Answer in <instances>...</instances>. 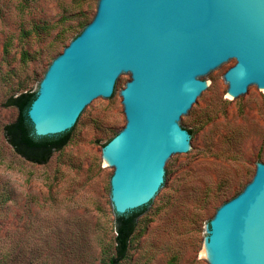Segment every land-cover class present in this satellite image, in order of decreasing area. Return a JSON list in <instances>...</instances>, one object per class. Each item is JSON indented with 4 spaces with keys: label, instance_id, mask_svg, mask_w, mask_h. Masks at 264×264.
Masks as SVG:
<instances>
[{
    "label": "rangeland",
    "instance_id": "374dc122",
    "mask_svg": "<svg viewBox=\"0 0 264 264\" xmlns=\"http://www.w3.org/2000/svg\"><path fill=\"white\" fill-rule=\"evenodd\" d=\"M97 2L0 0V264H109L114 255L113 168L102 148L126 123L120 91L129 79L45 163L26 160L4 134L18 114L8 98L36 91ZM209 83L184 121L197 153L171 165L167 192L137 218L119 264H208L201 253L208 222L264 164V90L239 102L223 75Z\"/></svg>",
    "mask_w": 264,
    "mask_h": 264
},
{
    "label": "water",
    "instance_id": "95a60500",
    "mask_svg": "<svg viewBox=\"0 0 264 264\" xmlns=\"http://www.w3.org/2000/svg\"><path fill=\"white\" fill-rule=\"evenodd\" d=\"M222 75L239 102L264 90V0H98L27 116L37 136L73 132L129 79L120 91L126 123L102 148L112 212L124 214L161 200L171 165L197 153L184 121ZM204 244L208 264H264V164L218 207Z\"/></svg>",
    "mask_w": 264,
    "mask_h": 264
},
{
    "label": "trees",
    "instance_id": "16d2710c",
    "mask_svg": "<svg viewBox=\"0 0 264 264\" xmlns=\"http://www.w3.org/2000/svg\"><path fill=\"white\" fill-rule=\"evenodd\" d=\"M35 96L36 91H26L8 98V105L14 106L18 114L14 121L4 125V134L14 150L26 160L33 163H45L53 151L65 146L73 127L59 134L35 135L27 116V109ZM149 205L124 214H114V255L110 258L109 264H119L126 257L131 237L136 229L137 218Z\"/></svg>",
    "mask_w": 264,
    "mask_h": 264
},
{
    "label": "bare ground",
    "instance_id": "6f19581e",
    "mask_svg": "<svg viewBox=\"0 0 264 264\" xmlns=\"http://www.w3.org/2000/svg\"><path fill=\"white\" fill-rule=\"evenodd\" d=\"M228 94H229L230 96H232L230 93H228ZM103 159H104V163L108 165V164H109V159H108L106 156H104ZM201 253H202V255H203L204 257H208V256H207V248H206V244L203 245V249H202Z\"/></svg>",
    "mask_w": 264,
    "mask_h": 264
}]
</instances>
